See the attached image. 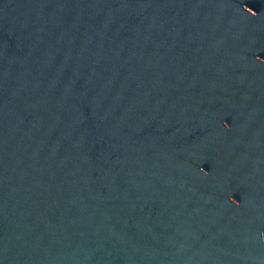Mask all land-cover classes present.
<instances>
[{"label": "water", "instance_id": "1", "mask_svg": "<svg viewBox=\"0 0 264 264\" xmlns=\"http://www.w3.org/2000/svg\"><path fill=\"white\" fill-rule=\"evenodd\" d=\"M0 264H264V0H0Z\"/></svg>", "mask_w": 264, "mask_h": 264}]
</instances>
